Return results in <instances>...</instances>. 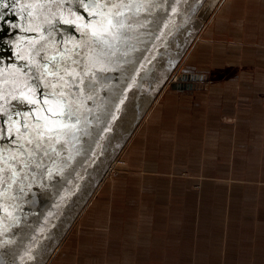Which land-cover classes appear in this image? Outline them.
<instances>
[{
    "label": "water",
    "instance_id": "1",
    "mask_svg": "<svg viewBox=\"0 0 264 264\" xmlns=\"http://www.w3.org/2000/svg\"><path fill=\"white\" fill-rule=\"evenodd\" d=\"M208 1L88 0L95 7L85 9L84 0H0V264H50L166 87L192 90L208 78L188 65L177 75L209 23ZM41 57L55 58L59 75L33 80ZM68 73L83 81L71 119L57 100L13 99L36 100L53 84L67 91ZM15 112H29L27 131L7 121ZM33 118L46 141L39 149L28 144Z\"/></svg>",
    "mask_w": 264,
    "mask_h": 264
},
{
    "label": "rangeland",
    "instance_id": "2",
    "mask_svg": "<svg viewBox=\"0 0 264 264\" xmlns=\"http://www.w3.org/2000/svg\"><path fill=\"white\" fill-rule=\"evenodd\" d=\"M220 2L221 0H216L208 10L209 24H212L216 13L215 8ZM220 36L218 35V38ZM225 37L227 36L223 35L221 38ZM210 43L213 44L211 41ZM197 44L204 45L202 39ZM196 45L191 52L193 54L187 57L182 66L178 67L177 75L182 73V69L188 65L208 75V78L200 81L202 85L212 82L215 78H230L228 77L229 69L227 67L217 69L218 67L216 68L212 63L211 55L208 63L204 62L206 57L197 52ZM231 73L235 74V70ZM171 90L166 87L160 99L163 100L165 94H171ZM209 121L210 119H208L207 126H201L200 134L205 132L204 141L201 136V141L197 146L198 157L194 154L189 159L188 171L171 170L159 163L157 170L156 167L148 169L153 175H159L156 182H154L155 179L151 180L154 176H149L150 173L143 175L142 168L136 166L138 160L130 161L132 156L130 157L128 147L131 140L50 264H134L126 262V255L128 259L133 256L132 244H136L141 239L145 243L150 240L153 243L160 242L163 241L164 236L163 232H157L153 228L147 229L151 217L150 215L143 216L140 211H172V217L168 216L169 213L158 218L165 223H168L169 219L173 224L181 220L180 211H183L185 213L183 223L187 225V228L180 234L188 239L190 247L157 248L155 249L156 256L152 257L150 262L147 258L150 249L143 247L142 262L135 264H264V240L260 241V232L262 231L264 235V229L256 228L258 231L254 230V232L248 229L242 231L241 225V223L248 222L247 218L253 220L258 225L257 227L264 223V203H261L264 196V185H242L234 182L231 184L228 182L227 162L224 163L225 167L221 169V174L213 177L217 171L212 170L213 124L210 121L209 125ZM208 165L211 170L205 167ZM145 172L148 171L145 170ZM157 186L158 196L156 198L155 195H151L154 193L150 192L154 191ZM215 186L221 196L216 200L213 199L212 193ZM120 211L126 212L121 214ZM229 211L233 212L229 213ZM244 211L248 215H245ZM116 212L118 216H115ZM250 213L253 215H249ZM223 215L228 223H232V226L233 220L238 222L234 229H230V226L218 225L217 218L221 220ZM155 220L153 217V222ZM111 222L115 224H108ZM140 225H144L143 228L147 231ZM134 229L135 231L142 229V231L135 232ZM138 233L141 234V238ZM149 235H151L150 239ZM108 250L112 254H107ZM252 250L254 251L253 256L258 258L259 263L254 261L255 258H250ZM257 250L260 253H255ZM224 252L226 254L221 257L220 255ZM179 253L182 255L180 256Z\"/></svg>",
    "mask_w": 264,
    "mask_h": 264
},
{
    "label": "crops",
    "instance_id": "3",
    "mask_svg": "<svg viewBox=\"0 0 264 264\" xmlns=\"http://www.w3.org/2000/svg\"><path fill=\"white\" fill-rule=\"evenodd\" d=\"M214 16L212 24L208 23L202 34L204 45H198L200 43L196 45L197 52L206 57L204 61L206 63L211 59V55L212 63L216 68L218 67L217 69L227 67L230 78H215L212 82L201 84L192 90H171V94H165L163 100L156 102L129 145L128 151L130 150V157L132 156L130 161L138 160L136 166L142 168L143 175L150 173L148 169L152 167H156L157 170L159 163L171 170L188 171L189 159L194 154L198 157L196 153L201 136L204 141L205 132L200 134L201 126H207L210 119L213 124L212 170L217 171L213 177L221 174V169L227 162L228 182L231 184L234 182L242 185H264V0H226ZM218 35L221 36L218 38ZM223 35L227 37L221 38ZM233 70L235 74L231 73ZM218 75L221 76V73L218 72ZM202 151H204L203 147ZM205 167L211 170L209 165ZM150 174L149 176L155 177L151 180L155 179L156 182L159 175ZM151 180L149 179V182ZM213 188V199L216 200L221 196L217 187ZM156 192L158 186L150 193H154L151 195L157 198ZM261 203H264V196ZM123 212L126 211H120L121 214ZM140 212L143 216L150 215L152 219L149 217L147 229L153 228L157 232H163V241L153 243L150 240L145 243L142 239H138L140 241L132 244L133 256L128 259L126 255V262L134 264L142 262L143 247L150 249L147 257L149 262L156 256L157 248L190 247L188 239L180 234L187 228L183 223L185 215L183 211H180L181 220L175 224L169 219H166L168 223H165L158 218L169 213L168 216L172 217V211ZM231 212L233 211H229ZM244 212L248 215L246 211ZM116 213L115 216H118V212ZM223 216L221 220L217 218L218 225L230 226V229H234L238 222L233 220L232 226L225 215ZM153 217L156 223L153 222ZM247 220V223H241L242 231L248 229L254 232L256 228L264 229V223L257 227L253 220L249 218ZM213 225L215 226V223ZM140 227L146 229L143 228L144 225ZM142 229L136 231L141 232ZM260 233V241H262L264 235L262 231ZM138 234L141 238V234ZM150 237L151 235L149 239ZM258 252L255 251L257 254ZM253 253L252 250L250 258H255L254 261L259 263ZM107 254L112 253L108 250ZM225 254L224 252L220 256L224 257Z\"/></svg>",
    "mask_w": 264,
    "mask_h": 264
},
{
    "label": "snow or ice",
    "instance_id": "4",
    "mask_svg": "<svg viewBox=\"0 0 264 264\" xmlns=\"http://www.w3.org/2000/svg\"><path fill=\"white\" fill-rule=\"evenodd\" d=\"M95 7V5H90L88 3V0H84L83 7L85 9L89 7ZM119 7V6H116ZM127 7H131L128 5ZM30 15V14H29ZM89 15H93L92 13H89ZM122 13L116 12L113 14V20H109L108 23L111 24L113 27H116L117 25L121 24V21L118 19L119 16H121ZM2 18V17H0ZM115 21V23L113 22ZM66 23H71L69 21H65ZM15 26V25H14ZM94 38L102 41V42H107L105 37L103 35L96 36L93 34ZM36 56H40V52L37 51L35 53ZM55 58H52V60H48L47 57H41V63L36 66L35 73H33V80H41L43 81L44 77L46 75H53L57 76L59 75L58 70H59V63H53ZM34 61L30 60L28 66L30 67ZM52 65V68L54 71H49V65ZM67 67V65H65ZM18 70L22 73V75L27 76L28 73L24 69H19ZM70 76V79L66 80L65 83L68 85L67 91L65 90V86L62 84H53V91L48 92V93H41L40 98L36 100H29L26 96H24L23 93H21V96L19 97H13L14 100H16L18 103L24 104L27 102L29 105H38L41 108L45 104H47L50 100H57L59 103L65 106L64 108V115L71 119L72 118V112L70 109L69 101L70 99H74L75 93L72 91L73 89H76L77 91L79 90V84L83 83L82 80L77 81L75 76H71L70 73H68ZM60 80H64V76L60 75L59 76ZM27 84V81H26ZM46 86V85H45ZM28 91H33L32 88H29ZM23 97V98H22ZM41 100L43 103H41ZM32 111H35V109H32ZM0 115H5V113H0ZM13 115L17 119H13ZM28 117H29V112H15L14 114H7L6 119L7 121H11L15 124H19L25 131L29 129V124H28ZM34 124L37 126V131L35 136H33L31 139H29L28 144H32L33 141H35L36 148L39 149L42 146V143H45L46 141H41L39 137L44 135V132H42L41 129V121L38 118H33ZM5 132H8V129H4ZM9 135H11L9 133ZM23 147V145H21Z\"/></svg>",
    "mask_w": 264,
    "mask_h": 264
},
{
    "label": "bare ground",
    "instance_id": "5",
    "mask_svg": "<svg viewBox=\"0 0 264 264\" xmlns=\"http://www.w3.org/2000/svg\"><path fill=\"white\" fill-rule=\"evenodd\" d=\"M214 2H216V0H209L207 3H206V5L204 6V10H203V16H207L208 14V10L211 8V6H212V4L214 3ZM210 3H211V5H210ZM209 6V7H208Z\"/></svg>",
    "mask_w": 264,
    "mask_h": 264
}]
</instances>
